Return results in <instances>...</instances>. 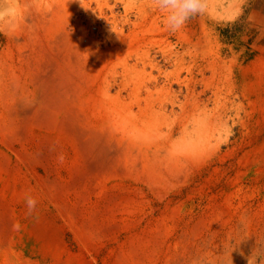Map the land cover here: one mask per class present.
Listing matches in <instances>:
<instances>
[{
	"label": "rangeland",
	"instance_id": "obj_1",
	"mask_svg": "<svg viewBox=\"0 0 264 264\" xmlns=\"http://www.w3.org/2000/svg\"><path fill=\"white\" fill-rule=\"evenodd\" d=\"M154 3L0 0V264H264V0Z\"/></svg>",
	"mask_w": 264,
	"mask_h": 264
},
{
	"label": "bare ground",
	"instance_id": "obj_2",
	"mask_svg": "<svg viewBox=\"0 0 264 264\" xmlns=\"http://www.w3.org/2000/svg\"><path fill=\"white\" fill-rule=\"evenodd\" d=\"M54 9V8H53ZM54 11V10H53ZM51 12V11H50ZM60 13V12H59ZM59 13H56L57 15ZM51 14V13H50ZM55 14V15H56ZM62 14V12H61ZM54 15V16H55ZM52 16L53 18V23H56L57 20H56V16L54 17ZM59 18V16H57ZM55 21V22H54ZM61 21V20H60ZM49 24V23H48ZM47 25V24H46ZM57 28V27H56ZM52 29V28H51ZM53 31V30H52ZM66 36V35H65ZM73 37V36H72ZM75 37V36H74ZM66 38V37H65ZM68 38V37H67ZM81 38V37H80ZM63 39V38H62ZM78 39V38H77ZM76 40V39H75ZM69 41V40H68ZM77 41V40H76ZM84 41V40H83ZM73 42V41H72ZM77 43V42H76ZM71 44V43H69ZM90 44V43H88ZM72 45L74 46H70V47H73V50L75 51L74 53H78L79 54V57L81 58L79 61L81 62V64H84L87 63V65L89 66L90 69H93L95 67V65H97L101 59L98 58L99 56H97L94 51L92 50V48L90 46H87L85 45L84 43L82 42H79V44H73ZM25 48V47H24ZM118 54V53H117ZM112 55V54H111ZM115 56V55H114ZM121 57V56H120ZM79 59V58H78ZM110 60V59H109ZM77 66V65H76ZM86 66V65H85ZM98 67V66H97ZM71 70V69H70ZM74 80V79H73ZM76 80V79H75ZM76 82V81H75ZM126 119L127 118H116L114 119V122H115V131L118 132H122L124 133L125 135H129V136H141L142 134H139V132H141L139 129H137L136 131L132 132L131 130H133L132 128L130 129V127H127L125 124H126ZM138 132V133H136ZM3 134V133H2ZM154 135V134H153ZM155 136V135H154ZM142 138V137H141ZM144 138V137H143ZM145 139V138H144ZM121 140V139H120ZM122 143V141H121ZM109 145V144H108ZM129 146V145H128ZM142 146V145H141ZM140 145H137L136 147H134L133 149H127V150H130V151H125L126 153H124L125 156L127 157H130V158H134L133 159V164L135 166H144V169H145V173L152 177V178H155V177H161L163 174H170V173H176V174H180L182 173L184 170H185V167L183 166V163L179 158H177V155L174 156V149L172 151H170V154L168 155H164V159H153L151 156L148 157V156H144L145 153H144V150L143 148L141 147ZM104 148H107V147H104ZM160 148V147H159ZM166 149V148H165ZM118 152V151H117ZM152 152V151H151ZM173 152V153H172ZM191 152V151H190ZM154 154V153H153ZM187 154V153H186ZM185 154V155H186ZM159 155V154H158ZM155 156V155H154ZM160 156V155H159ZM191 156V155H190ZM123 158V156H122ZM185 158V157H184ZM186 158H187V155H186ZM129 159V158H128ZM182 159V158H181ZM131 159H129L130 161ZM126 161V160H125ZM128 163V162H127ZM126 163V164H127ZM29 164V163H28ZM130 165V164H129ZM185 172V171H184ZM183 174V173H182ZM155 176V177H154ZM161 181V180H160ZM70 216V215H69ZM78 229V228H77ZM82 230V229H81ZM79 232V231H78ZM82 232V231H81ZM80 232V235L83 233ZM86 233V232H85ZM92 233V232H91ZM91 235V234H90ZM94 238V237H93Z\"/></svg>",
	"mask_w": 264,
	"mask_h": 264
},
{
	"label": "clouds",
	"instance_id": "obj_3",
	"mask_svg": "<svg viewBox=\"0 0 264 264\" xmlns=\"http://www.w3.org/2000/svg\"><path fill=\"white\" fill-rule=\"evenodd\" d=\"M154 7L163 16L165 29L175 32L181 30L191 18L205 14L208 5L207 0H155ZM13 14L11 5L0 9V18L7 19ZM25 203L31 213L36 208L37 200L27 196Z\"/></svg>",
	"mask_w": 264,
	"mask_h": 264
}]
</instances>
